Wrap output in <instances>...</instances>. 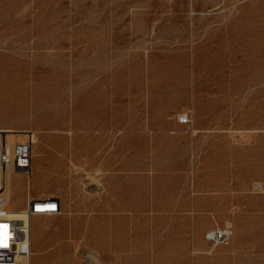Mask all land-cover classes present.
<instances>
[{
	"label": "rangeland",
	"instance_id": "1",
	"mask_svg": "<svg viewBox=\"0 0 264 264\" xmlns=\"http://www.w3.org/2000/svg\"><path fill=\"white\" fill-rule=\"evenodd\" d=\"M12 78L0 130L33 133L31 196L61 201L29 220L10 171L19 264H264V0H0Z\"/></svg>",
	"mask_w": 264,
	"mask_h": 264
},
{
	"label": "built area",
	"instance_id": "2",
	"mask_svg": "<svg viewBox=\"0 0 264 264\" xmlns=\"http://www.w3.org/2000/svg\"><path fill=\"white\" fill-rule=\"evenodd\" d=\"M178 123L189 129L191 119L188 114H181L178 116ZM32 148L33 135L31 133L22 142L16 143L11 153H8L4 147L0 150V226L4 227V231L0 232V264H19L21 259H29L32 254L29 227L19 228L14 221L7 217L9 206L3 180V174L7 168L26 178L25 211L29 220L38 215H55L61 210L59 200L34 198L30 194L27 179L31 172ZM259 188V185L253 186L254 191H258ZM206 237L215 247L229 243L232 239V231L228 228H216L210 231Z\"/></svg>",
	"mask_w": 264,
	"mask_h": 264
},
{
	"label": "bare ground",
	"instance_id": "3",
	"mask_svg": "<svg viewBox=\"0 0 264 264\" xmlns=\"http://www.w3.org/2000/svg\"><path fill=\"white\" fill-rule=\"evenodd\" d=\"M4 82L3 81H0V96L2 95V91L3 90H6L8 87H10V86H12L14 84L15 79L14 78L10 79L8 81V83H4ZM13 132H16V131H12L11 129L0 130V133L1 134H6V137L4 139V143H3V140H2V135L0 134V150H1V148L3 149V147H4V149H6V151L8 153H11L12 152L13 146L16 144L15 143V137H14L15 135L13 134ZM20 133L24 137H26L28 134H31L30 132H27L26 133V131H21ZM20 133H19V135H20ZM32 135H33V133H32ZM18 140L20 142H22L24 139L23 138H19ZM33 143H34V136H33ZM31 157H32V155H31ZM56 158L53 157L52 155H50V159H51V169H54V172L55 173H59V172H62L61 171L62 168H61L60 162H58ZM43 164H44V161H42V163H41V168H43V166H42ZM36 167L37 166H35V168H32V164H31V172H30L29 177L27 179V184L29 185V191H30V188L32 186L33 180H35V182H36V180L38 179V176H39V172H38V170H37ZM9 169L10 168H7L4 171V174H3V180H4V183H5V191H6V194H7V204L9 206L8 216L7 217L9 218V220L14 221L19 228L20 227L21 228L29 227L30 232H31L32 231L31 222H29L27 220H24L23 217L22 216L20 217V215L17 213V210H13V209L10 208L11 203H10V185H9V182H10L9 181L10 174L9 173H10L11 170H9ZM3 228L4 227H1L0 226V232L1 231H4ZM24 230H26V229H24ZM22 261H23V259H21L20 262H22Z\"/></svg>",
	"mask_w": 264,
	"mask_h": 264
},
{
	"label": "crops",
	"instance_id": "4",
	"mask_svg": "<svg viewBox=\"0 0 264 264\" xmlns=\"http://www.w3.org/2000/svg\"><path fill=\"white\" fill-rule=\"evenodd\" d=\"M179 125H181V124H179ZM181 126H183V125H181ZM185 127V126H184ZM59 203H60V206H61V201L59 200ZM60 212H61V210H60ZM60 212L59 213H57V214H60ZM56 215V214H55ZM38 216H42V215H38ZM112 248H114V245H112L111 246ZM110 247V248H111ZM117 248H114V251L116 250ZM113 250V249H112Z\"/></svg>",
	"mask_w": 264,
	"mask_h": 264
}]
</instances>
